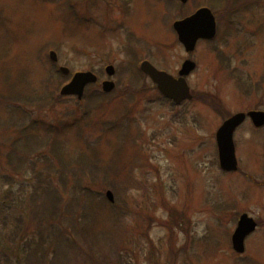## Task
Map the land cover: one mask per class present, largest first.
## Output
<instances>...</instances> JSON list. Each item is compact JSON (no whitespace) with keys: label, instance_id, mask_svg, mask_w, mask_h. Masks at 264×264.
<instances>
[{"label":"rangeland","instance_id":"rangeland-1","mask_svg":"<svg viewBox=\"0 0 264 264\" xmlns=\"http://www.w3.org/2000/svg\"><path fill=\"white\" fill-rule=\"evenodd\" d=\"M140 1L145 45L129 59L131 31L113 34L102 2L0 0V264H264V185L245 176H264V129L247 121L237 131L233 174L220 171L215 139L232 113L264 111V0H226L239 10L228 15L214 6L219 37L193 54L194 99L179 106L130 78V60L177 74L185 56L172 5ZM52 49L72 74L95 70L105 81L113 65L117 90L52 101ZM110 49L119 52L107 59ZM244 213L260 223L238 255L229 239Z\"/></svg>","mask_w":264,"mask_h":264},{"label":"water","instance_id":"water-1","mask_svg":"<svg viewBox=\"0 0 264 264\" xmlns=\"http://www.w3.org/2000/svg\"><path fill=\"white\" fill-rule=\"evenodd\" d=\"M192 23V30L186 27L189 23ZM177 30L180 36L181 42L186 46L188 50H193L199 39H211L216 35V20L209 9H203L199 11L191 20L180 22L177 24ZM189 27V26H188ZM52 58L56 60V55L52 54ZM195 68V64L187 62L184 66L181 75H188ZM143 70L151 76L153 81L158 85L159 90L166 96L172 98L177 103H181L185 99H192L190 88L184 78L175 79L172 76L164 72H159L151 64L145 63ZM65 74L69 73V70L62 69ZM108 73L114 74V68H109ZM97 82V77L91 73H78L73 78L72 82L65 86L62 90L63 95H76L79 99L83 98L85 88L91 83ZM115 84L107 82L104 84V90L110 92L114 89ZM254 124L257 127L264 126V112L253 111L249 114ZM246 119L245 114H237L232 117L221 127L218 132V144L220 150V159L222 168L226 171L237 170L236 151L233 140V134L236 128H238ZM108 198L111 202L114 201V196L111 192L108 193ZM256 223L244 216L239 224L233 241L236 250L244 252L245 238L255 230Z\"/></svg>","mask_w":264,"mask_h":264},{"label":"flooded vegetation","instance_id":"flooded-vegetation-1","mask_svg":"<svg viewBox=\"0 0 264 264\" xmlns=\"http://www.w3.org/2000/svg\"><path fill=\"white\" fill-rule=\"evenodd\" d=\"M149 3L151 2H160L163 3L164 5L167 4L168 6L172 5V9L174 8V10L171 9V11L169 13H167V16L172 17V21L169 23V27L172 29L173 31V35L174 38H176L177 34H176V30H175V23L187 18H190L193 16V14L199 9V5L197 7H195V9L191 10L188 8L187 5L191 4V0H186L185 2L181 1V0H147ZM99 2H102L100 4H103L106 8L105 9H97L98 11H104L106 13H108L112 19H114V23L112 25H115V30H121V29H129V32L131 33L130 38L127 42V45H136L139 46L143 41L142 38L137 30V28L139 27L140 24H135L134 21L138 18L142 16V5H141V1L140 0H97V5L98 6ZM151 5H155V4H151ZM111 7H115L116 11H118V13L114 12L113 9H111ZM140 8L142 10H140ZM144 11V10H143ZM179 12V17H177L178 12ZM115 14V15H114ZM128 32V33H129ZM143 36V34H142ZM141 40V41H140ZM202 42H207V43H211L212 41H200L196 47V50L191 53L188 54L185 51V48L183 47L182 44L181 47L183 48L184 52H185V56L183 58V63L184 61H186L187 59L193 57V54L195 52H197L199 49V45ZM157 68L160 69V67H158L157 65H155ZM169 70V68H168ZM180 71V69H179ZM178 71V73H179ZM177 73V74H178ZM249 121L250 124L252 125V121L250 119H247L246 122ZM245 122V123H246ZM237 254V253H236ZM244 255V254H243Z\"/></svg>","mask_w":264,"mask_h":264},{"label":"trees","instance_id":"trees-1","mask_svg":"<svg viewBox=\"0 0 264 264\" xmlns=\"http://www.w3.org/2000/svg\"><path fill=\"white\" fill-rule=\"evenodd\" d=\"M17 140H19V139H17ZM14 143H15V141H14ZM57 204H58V202L56 203V208H57Z\"/></svg>","mask_w":264,"mask_h":264}]
</instances>
